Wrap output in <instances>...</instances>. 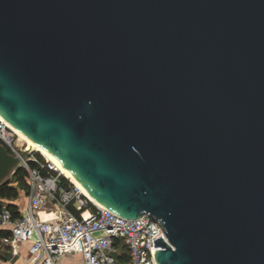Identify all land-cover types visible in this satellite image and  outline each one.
I'll return each mask as SVG.
<instances>
[{"label": "water", "instance_id": "1", "mask_svg": "<svg viewBox=\"0 0 264 264\" xmlns=\"http://www.w3.org/2000/svg\"><path fill=\"white\" fill-rule=\"evenodd\" d=\"M0 116L157 264H264V0H0Z\"/></svg>", "mask_w": 264, "mask_h": 264}, {"label": "built area", "instance_id": "2", "mask_svg": "<svg viewBox=\"0 0 264 264\" xmlns=\"http://www.w3.org/2000/svg\"><path fill=\"white\" fill-rule=\"evenodd\" d=\"M0 144L19 158L17 166L26 172L28 185L26 204L18 217L13 218L6 208L0 211V229L10 232L0 239L3 243H29L33 264H58L73 254H80L83 264H157L152 251L159 248L153 240L162 237L167 242L159 221H152L146 213L135 219L119 217L95 206L71 182L62 185L61 174L52 164L35 156L1 118ZM23 151L27 155L21 158Z\"/></svg>", "mask_w": 264, "mask_h": 264}, {"label": "trees", "instance_id": "3", "mask_svg": "<svg viewBox=\"0 0 264 264\" xmlns=\"http://www.w3.org/2000/svg\"><path fill=\"white\" fill-rule=\"evenodd\" d=\"M36 155L39 159H42L41 156H39L38 154ZM30 165L34 166L35 164L33 162H30ZM12 176L14 178L13 183L9 181L7 177L4 182L0 184V211L3 208H6L10 211L12 217L16 218L19 216V210L18 206L14 204V201L17 200L20 191L26 193L28 185L26 180V172L23 169H18ZM60 180L62 185H70V182L62 175L60 176ZM2 200H5V203H2ZM9 235L10 232L8 230L0 229V239L7 238Z\"/></svg>", "mask_w": 264, "mask_h": 264}, {"label": "crops", "instance_id": "4", "mask_svg": "<svg viewBox=\"0 0 264 264\" xmlns=\"http://www.w3.org/2000/svg\"><path fill=\"white\" fill-rule=\"evenodd\" d=\"M21 201H14V204L18 206L19 214L26 204L25 193ZM29 243H15L13 245L9 243H3L0 240V264H33L34 263V255L29 250ZM75 259V264L82 262V257L80 254L67 255L62 257L58 264L68 263L69 260Z\"/></svg>", "mask_w": 264, "mask_h": 264}, {"label": "bare ground", "instance_id": "5", "mask_svg": "<svg viewBox=\"0 0 264 264\" xmlns=\"http://www.w3.org/2000/svg\"><path fill=\"white\" fill-rule=\"evenodd\" d=\"M0 118L3 119L1 116H0ZM15 131L18 133V135L24 141H26L29 149L34 150V151H38L49 163L52 164V166L54 167V169L56 171H58L61 175H63L65 178H67L72 184H74L75 186H77L81 190V192L95 206L100 207V208H105L100 202H98L95 198H93V196L74 178V176L67 170V168L57 159V157L52 152H50L49 150H47L46 148H44L40 144H37V143L31 141L30 139H28L27 137H25L22 133H20L16 129H15Z\"/></svg>", "mask_w": 264, "mask_h": 264}, {"label": "rangeland", "instance_id": "6", "mask_svg": "<svg viewBox=\"0 0 264 264\" xmlns=\"http://www.w3.org/2000/svg\"><path fill=\"white\" fill-rule=\"evenodd\" d=\"M26 142V141H25ZM33 152L35 153L34 155L35 156H37L36 154H38L39 156H41L43 159H45L38 151H34L33 150ZM46 160V159H45ZM58 172V171H57ZM63 176V175H62ZM64 177V176H63ZM65 178V177H64ZM67 179V178H66ZM8 180L9 181H11L12 183H13V181H14V178H13V176H11V175H8ZM68 180V179H67ZM70 182V181H69ZM23 196H24V194H23V192L22 191H20L19 192V196H18V198H17V202H19V201H21L22 199H24L23 198ZM2 203H5V200H2L1 201ZM75 259H72V260H69V262L68 263H65V264H75ZM77 264H81V263H77Z\"/></svg>", "mask_w": 264, "mask_h": 264}]
</instances>
